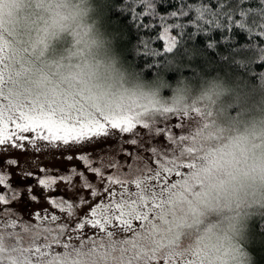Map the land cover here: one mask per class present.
Returning a JSON list of instances; mask_svg holds the SVG:
<instances>
[{"label":"clouds","instance_id":"9594fccd","mask_svg":"<svg viewBox=\"0 0 264 264\" xmlns=\"http://www.w3.org/2000/svg\"><path fill=\"white\" fill-rule=\"evenodd\" d=\"M107 0H0V61L21 90L44 101L87 97L101 108L143 111L193 104L203 113L187 181L171 190L134 246L119 230L58 253L62 264H252L249 210L264 208V76L202 75L169 66L151 77L130 66L106 26ZM176 73L175 80L168 74ZM7 85V81H6ZM5 261L48 264L31 246L40 233H3ZM8 236L24 247L8 250ZM137 257H139L137 259Z\"/></svg>","mask_w":264,"mask_h":264},{"label":"snow or ice","instance_id":"6c2138e0","mask_svg":"<svg viewBox=\"0 0 264 264\" xmlns=\"http://www.w3.org/2000/svg\"><path fill=\"white\" fill-rule=\"evenodd\" d=\"M115 3L120 6L115 14L130 18L132 24L128 27H134L138 33L141 30L155 31L154 25L158 21V34L152 37L138 35L135 50L129 48V57L143 59L145 63L141 67L147 72H162L174 60L191 63L193 58L207 59L220 55L218 49L221 45L229 49V54L224 56L226 62L240 67L246 60L264 65V47L251 46L253 38L264 42V0H201L199 3L178 0L177 9L167 16L159 14L156 0H115ZM137 6L141 10L138 11ZM183 18H188L187 22H182ZM237 31L250 37L247 47H238L229 39L227 34ZM214 32L224 35L219 40L212 39ZM200 35L205 37L203 49L187 46L181 39L187 36L189 41L193 37L198 40ZM157 41L163 42L162 51L153 46ZM252 58L256 59L253 61ZM177 110L161 106L153 110L114 111L101 108L83 96L71 103H57L46 97L42 101L39 96L32 98L27 89L21 90L11 72L6 76L0 61V156L3 157L0 165L4 168L18 167L19 162L6 154L11 150L83 148L116 134L128 137L123 143L136 147L137 157L141 150L148 154L145 167L138 168V174L131 180L127 174H120L121 166L115 161L106 166L102 160L95 164L85 152L67 155L64 162L71 164L75 160L79 167L72 166L57 175L49 174L47 168H39L41 175L22 170L21 181H28L23 185L24 193L17 191L21 185H11L7 173L0 174V214L18 202V197L30 203H39L43 197V202L49 207L30 214L31 222L17 220L12 212L8 215L13 224H30L40 231L41 236L31 246V251L37 259L51 257L48 264H62L54 246H59L62 237L72 230L90 227L112 236L118 229L125 234L122 242L134 246L133 235L153 220L155 210L164 203L160 196L168 183V176L180 174L173 172L162 159L164 150L171 147L173 135H179L181 118L175 115ZM29 133L31 135H27ZM109 169L116 171L110 172ZM131 171L129 166V173ZM58 183L64 185L61 192L70 193L68 197L50 195L57 191ZM170 187L175 188L176 185ZM35 189L40 190L38 194ZM54 210H58V214ZM3 219L7 218L0 216V220ZM37 220L39 225L35 223ZM62 247L67 249L68 244ZM0 264H15L5 261L2 245ZM151 264H156V261H151Z\"/></svg>","mask_w":264,"mask_h":264},{"label":"rangeland","instance_id":"374dc122","mask_svg":"<svg viewBox=\"0 0 264 264\" xmlns=\"http://www.w3.org/2000/svg\"><path fill=\"white\" fill-rule=\"evenodd\" d=\"M198 109L195 104L191 106V108H183L178 109L175 113L176 116L181 118V126L178 129L179 135H173V141L171 147L167 148L163 152L162 159L166 162V165L173 170V172H179V175H171L167 178V185L162 191V195L160 199L164 201V197L171 191L180 186L183 182L187 181L188 176L193 165V159L195 156V150L190 146L191 139L194 135V132L200 127L201 119L203 113L196 111ZM173 125H169L172 127ZM27 135H31L30 133ZM127 136L121 137V135L116 134L112 138L101 139L98 143L94 145H88L86 147H71L66 150H57L55 147L49 148H41L40 151H35L31 148H26L24 151H16L11 150L8 153L9 158L16 159L19 164L18 167H15L11 170L4 168L0 165V174L7 173L8 179L13 187L17 185H21L17 188V191L20 193H24L26 191L23 185L27 184L28 181H21L20 176L22 174V170L35 172L37 175H41L39 172V168H47L50 170L51 175H57L60 172H63L65 169L70 168L72 166L79 167L77 162L73 160L71 164H68L65 161L67 155H78L81 152H85L91 156L95 164H99L102 160L104 165L115 161L118 163L120 167V174L123 176L127 174V178L131 180L135 175L138 174L137 169H143L145 167V163L148 162V154L144 151H139V155L137 157V148L126 143H123L124 140H127ZM128 153H131L129 155ZM3 157L0 156V159ZM35 161V163L33 162ZM129 166H131L132 171L129 173ZM108 171L114 172L115 169H109ZM175 184L176 187L172 188L170 185ZM63 184H57V191L50 193L53 196L63 195L68 197L70 193L61 192L60 189L63 188ZM134 188V186H133ZM10 191V190H9ZM39 189H35V192L38 194ZM18 202L12 203L8 208L7 212L0 214V216H4L7 219L0 220V245L3 247L4 239L3 233H17L20 234L23 227H32L34 230L40 231L33 227L30 224L21 225L19 223L13 224L10 222L11 216L8 215V212H12L15 214L17 220H23L25 223L31 222L30 214H34L35 212L42 211L49 206L43 202V197H40L39 203H30L27 199L21 200L19 197L17 198ZM161 206L157 208L154 212L153 219L156 217V213L160 210ZM58 214V210H54ZM37 225L40 224V221H35ZM135 226V225H134ZM54 227V225H53ZM118 229H116L117 231ZM120 235L124 236V233L119 232ZM102 233H99L92 228L88 227L84 230H72L69 231L66 235H64L61 239V244L59 246H54V251L60 252L63 249V244H85L88 242H93L97 240ZM41 236V233H40ZM38 242V241H36ZM35 242V243H36ZM8 250H15L17 248L24 247L23 240L19 238H13L12 236H8L7 239ZM33 246V245H32ZM68 249V248H67ZM156 264H167L165 259H157L155 260ZM29 264L31 262L29 261Z\"/></svg>","mask_w":264,"mask_h":264},{"label":"trees","instance_id":"16d2710c","mask_svg":"<svg viewBox=\"0 0 264 264\" xmlns=\"http://www.w3.org/2000/svg\"><path fill=\"white\" fill-rule=\"evenodd\" d=\"M130 2V0H129ZM188 2L199 3L201 0H188ZM157 3V11L160 15L167 16L171 11L177 9L178 0H156ZM119 5L115 3V0H107L106 6V26L108 29L115 34L116 37V45L121 55L125 59V61L132 67L142 70L145 75L148 77L153 76L154 74H159L161 72H156L155 70L152 72H147L141 66L145 63L143 59L138 56L129 57V48L134 51L135 47L138 44L137 36L138 35H146L148 37H152L159 32L158 21L155 27V31L146 32L145 30H141L139 33L137 30L133 28H129L128 25L132 24V20L130 18L126 19L124 16L116 15V11L119 10ZM137 10H141L139 6H137ZM190 16H194V13H190ZM188 18H183L182 22H187ZM187 31V30H186ZM257 31L259 29L257 28ZM224 35L220 32H214L212 35V39L219 40L220 37ZM229 39L233 44H236L238 47H247L250 37H247L245 33H241L239 31L235 33H228ZM187 46H198L199 48H204L205 37L200 35L199 39L196 40L193 37V40L189 41L187 36L182 37ZM154 47L159 48L162 51L163 42L157 41ZM251 46L256 48L264 47V42H262L259 38H253L251 40ZM220 55L210 56L207 59H197L193 58L191 63L184 62L181 63L179 60H174L171 66H178L184 69L183 74L187 76L194 83L198 82L202 75H212V74H223L229 79L237 78V79H247V78H255L257 76H264V65H260L259 62H252L246 60L244 62V66L240 67L231 62H226L224 60V56L229 54V49L223 45H221L218 49ZM167 57H165L166 59ZM256 58H252L254 61ZM163 63V61H161ZM163 72V71H162ZM176 73L171 72L168 74L169 80H175ZM249 225L247 230V248L251 253L252 264H264V208L254 207L249 210Z\"/></svg>","mask_w":264,"mask_h":264}]
</instances>
